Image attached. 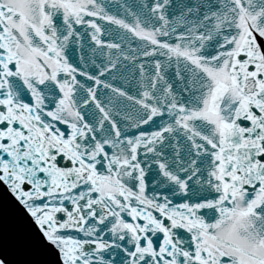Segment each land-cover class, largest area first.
Returning <instances> with one entry per match:
<instances>
[{
	"label": "snow or ice",
	"instance_id": "snow-or-ice-1",
	"mask_svg": "<svg viewBox=\"0 0 264 264\" xmlns=\"http://www.w3.org/2000/svg\"><path fill=\"white\" fill-rule=\"evenodd\" d=\"M0 181L58 264H264V0H0Z\"/></svg>",
	"mask_w": 264,
	"mask_h": 264
},
{
	"label": "water",
	"instance_id": "water-1",
	"mask_svg": "<svg viewBox=\"0 0 264 264\" xmlns=\"http://www.w3.org/2000/svg\"><path fill=\"white\" fill-rule=\"evenodd\" d=\"M34 246V244L33 245H27V248H29V247H33ZM44 258L45 259H48V258H50V256L48 255V254H46L45 256H44Z\"/></svg>",
	"mask_w": 264,
	"mask_h": 264
}]
</instances>
